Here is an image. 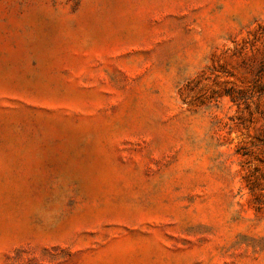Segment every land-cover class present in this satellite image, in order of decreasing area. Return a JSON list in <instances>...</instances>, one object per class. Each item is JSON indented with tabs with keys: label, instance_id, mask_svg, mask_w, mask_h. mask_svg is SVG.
Wrapping results in <instances>:
<instances>
[{
	"label": "rangeland",
	"instance_id": "obj_1",
	"mask_svg": "<svg viewBox=\"0 0 264 264\" xmlns=\"http://www.w3.org/2000/svg\"><path fill=\"white\" fill-rule=\"evenodd\" d=\"M0 264H264V0H0Z\"/></svg>",
	"mask_w": 264,
	"mask_h": 264
}]
</instances>
